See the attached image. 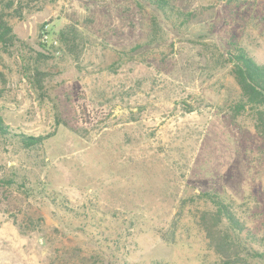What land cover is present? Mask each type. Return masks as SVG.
Masks as SVG:
<instances>
[{"label": "rangeland", "instance_id": "1", "mask_svg": "<svg viewBox=\"0 0 264 264\" xmlns=\"http://www.w3.org/2000/svg\"><path fill=\"white\" fill-rule=\"evenodd\" d=\"M162 1L0 0L13 29L0 43V264H94L107 245L132 263L215 264L202 240L159 234L205 191L248 202L264 236V141L224 106L230 55L264 64V0Z\"/></svg>", "mask_w": 264, "mask_h": 264}, {"label": "trees", "instance_id": "2", "mask_svg": "<svg viewBox=\"0 0 264 264\" xmlns=\"http://www.w3.org/2000/svg\"><path fill=\"white\" fill-rule=\"evenodd\" d=\"M12 38L13 29L0 12V43L7 45ZM230 61L237 88L224 101L226 111L236 124L245 114L251 115L264 141V64L256 62L240 46L230 55ZM0 133L11 135L2 117ZM21 137L28 144L41 139ZM253 211L248 202L237 203L227 194L215 191L195 193L179 200L176 213L168 220L167 227H160L159 234L171 243L202 240L206 249L214 254L215 264H264V236H259L249 225L252 215H256ZM118 250L110 249L109 245L99 248L100 254L95 257L94 264H138L120 255Z\"/></svg>", "mask_w": 264, "mask_h": 264}, {"label": "built area", "instance_id": "3", "mask_svg": "<svg viewBox=\"0 0 264 264\" xmlns=\"http://www.w3.org/2000/svg\"><path fill=\"white\" fill-rule=\"evenodd\" d=\"M49 39H50L49 32L48 31H43V41L46 43V42L50 41Z\"/></svg>", "mask_w": 264, "mask_h": 264}]
</instances>
